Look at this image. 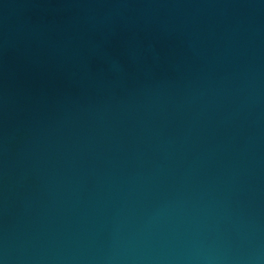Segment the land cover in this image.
<instances>
[{
	"label": "water",
	"instance_id": "95a60500",
	"mask_svg": "<svg viewBox=\"0 0 264 264\" xmlns=\"http://www.w3.org/2000/svg\"><path fill=\"white\" fill-rule=\"evenodd\" d=\"M0 264H264V0H0Z\"/></svg>",
	"mask_w": 264,
	"mask_h": 264
}]
</instances>
